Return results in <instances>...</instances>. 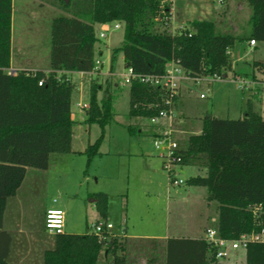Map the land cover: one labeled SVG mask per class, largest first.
<instances>
[{
	"label": "trees",
	"instance_id": "trees-1",
	"mask_svg": "<svg viewBox=\"0 0 264 264\" xmlns=\"http://www.w3.org/2000/svg\"><path fill=\"white\" fill-rule=\"evenodd\" d=\"M11 1L0 0V264H10L6 260L10 237L2 231L6 200L16 194L26 169L46 170L51 154L71 151L73 84L64 75L58 82L55 73H88L93 69L98 42L95 25H122V45L111 52L110 70L120 55L124 69L141 75H163L167 63L176 60L192 77L231 71L245 79L248 75L233 69L231 53L236 45L264 42V0H220L245 2L249 7V31L238 36L217 33L212 20L187 22L173 34L157 32V28L169 26L170 0H47L46 4L66 14L50 24L51 72L22 71L11 76L6 72L10 67ZM251 69L264 75L260 62H253ZM110 87L108 79L99 83L95 77L90 81L83 122L98 125L102 133L114 118ZM97 91L102 93L98 101ZM168 95L164 89L133 82L128 116H155ZM127 130L130 135L135 133L131 126ZM102 133L84 152L87 164L97 154ZM179 156L181 165L205 169V176L186 182L205 188L207 200L217 203L216 230L221 238L236 240L264 230V120L249 104L237 120L211 115L202 118L200 133L187 137ZM90 197L100 218L105 219L106 195ZM54 239V248L44 253L43 264H96L101 250L111 256L106 264H125L122 245L110 233L101 239L91 231L63 233ZM244 252L246 264H264V242L249 243ZM210 256L213 259L205 240L167 241V264H206Z\"/></svg>",
	"mask_w": 264,
	"mask_h": 264
},
{
	"label": "rangeland",
	"instance_id": "rangeland-1",
	"mask_svg": "<svg viewBox=\"0 0 264 264\" xmlns=\"http://www.w3.org/2000/svg\"><path fill=\"white\" fill-rule=\"evenodd\" d=\"M46 1H11L12 66H47L51 20L66 14L46 4ZM186 4L183 0H175L174 22L169 24L168 30L157 28L156 31L176 32L186 25V19L202 18H213L217 33L241 35L249 31L250 9L245 2L227 1L222 5L216 0H195L192 8L196 11L188 17ZM225 5H240V9L234 7L226 13ZM200 12L204 15H198ZM114 24H109L111 30L104 39L98 38L99 28L95 27L98 42L94 46V59L102 63V73L109 69L111 52L120 47L123 41L122 25L112 30ZM230 56L235 72L250 75L253 62H260L264 66V42L256 43V48L236 45ZM111 72L113 75L110 77L102 75L97 78L99 83L105 79L110 81L112 94L114 118L104 127L103 133L96 124H84L85 110L78 108V105L88 106L89 84L93 77L87 73L71 75V111L75 123L71 151L51 154L46 170L28 169L15 200L8 202L4 224L37 226L43 210L60 209L65 212L64 232L67 234L90 232L96 221L112 225L111 232L116 234L124 227L135 232L151 229L170 236L191 235L193 232L199 234L203 228L215 230L217 203L207 200L205 188L171 185L166 172L161 169L162 159L153 145V127L149 120L128 116L129 87L122 85L120 55L113 63ZM222 75L226 76L224 80L188 84L180 90V99L171 109L175 120L184 121L183 124L176 123L174 119L172 122L175 127L172 136L179 150L186 148L187 137L200 130L201 119L207 115L223 120H237L241 116L248 93L233 82L231 71ZM259 88L260 102L264 106V83ZM101 94V91L96 92L97 101ZM200 94H204L205 98H200ZM128 126L135 129L133 135L129 134ZM101 133L97 154L87 164L84 152ZM176 172V178L183 182L190 177H203L206 174L202 168L189 165H180ZM34 175L36 179H32ZM99 193L107 197L108 211L104 220L98 217L88 198ZM12 204L14 208H11ZM237 252L243 255L242 249ZM234 254L230 252L229 259Z\"/></svg>",
	"mask_w": 264,
	"mask_h": 264
},
{
	"label": "crops",
	"instance_id": "crops-1",
	"mask_svg": "<svg viewBox=\"0 0 264 264\" xmlns=\"http://www.w3.org/2000/svg\"><path fill=\"white\" fill-rule=\"evenodd\" d=\"M174 1L175 0H170L171 4V18H170V25L171 22H174L175 20V8H174ZM187 4L185 5L187 12V15H193V13L196 11L192 8V3H194L195 0H183ZM218 4H226L227 1L223 2L220 0H216ZM188 6V7H187ZM225 11L226 13H229L232 11L234 7L240 9V5H234V6H227L225 5ZM192 8V9H191ZM218 10V9H217ZM216 11V10H215ZM198 15H204L203 12L198 13ZM250 16V15H249ZM62 17V16H60ZM188 17V16H187ZM58 18V17H56ZM55 19V18H53ZM52 19V20H53ZM186 19V18H185ZM51 20V21H52ZM195 20V19H193ZM192 19H186V22L193 21ZM197 20V19H196ZM206 20L205 18H202V21ZM215 24V20L213 18H210ZM185 21V20H184ZM249 21V18H248ZM103 25V24H102ZM102 25H95L94 26V31L95 27H98L99 30ZM169 25V26H170ZM249 25V23H248ZM237 29H239L237 27ZM168 30V28H167ZM174 32L171 33H166V34H173ZM224 34H229V33H224ZM232 35V34H230ZM240 35V34H238ZM238 35H233V36H238ZM242 35V34H241ZM242 47H249V45L246 43ZM256 48V45L253 47ZM101 52H99V55ZM236 56L239 58V53L236 54ZM121 62H122V57H121ZM264 67V66H263ZM10 69H13L18 72L22 71H50L49 69V56H48V64L45 67H31V66H25L23 64H17L16 66L11 65V47H10ZM122 68H123V63H122ZM110 70V66L109 69ZM111 72V70H110ZM112 73V72H111ZM73 74H84V73H72ZM113 74V73H112ZM253 74V77L251 76ZM248 75L247 77V82L248 86L245 90H242L243 92L248 93V98L245 103V108L241 110V115L247 110V106L251 107L252 111L259 115L262 120H264V106L261 104V99H260V85L264 83V75L259 73V72H254ZM255 78V79H254ZM90 86V84H89ZM116 87V85H115ZM180 99V95L179 98ZM241 117V116H240ZM71 119L73 120L74 118L71 115ZM181 124H183V119L179 120ZM201 129V128H200ZM154 128L152 129V135H153ZM200 133V130L198 132H195L193 134H198ZM152 137V136H151ZM160 166L162 169V160L160 161ZM202 168V167H200ZM205 170L204 168H202ZM28 169H26V175L28 173ZM206 173V171H205ZM25 175V177H26ZM24 177V179H25ZM196 177V176H194ZM37 177L34 175V178L36 179ZM191 178V177H190ZM24 181V180H23ZM187 181V180H186ZM184 182L183 184H186V186H190L187 184V182ZM23 184V182H22ZM18 188L16 194L13 197H10L6 200L5 204V209L2 217V231L5 232L9 237H10V245H9V253L6 259H10L9 263L10 264H43V256L46 251L52 250L54 248V237L53 235L48 234L45 229H44V214L46 212V209L43 210L40 224L37 226H21V225H16L12 226L11 224H4V214L5 210L8 206L9 200H15L16 196L18 195L21 186ZM180 186V185H178ZM196 188L197 186H190ZM197 188H202V187H197ZM206 190V189H205ZM103 194V193H102ZM89 202L92 204L93 208L95 209V201L89 196ZM11 208H14V205L12 204ZM107 211H108V205H107ZM64 212V211H63ZM96 212V209H95ZM97 213V212H96ZM65 214V212H64ZM98 215V213H97ZM107 216V215H106ZM100 218V216L98 215ZM101 219V218H100ZM106 219V218H105ZM104 220V219H102ZM214 221V219H212ZM98 223V221L95 222V224ZM94 224V225H95ZM93 225V226H94ZM207 229L203 228L199 234H195L194 232L191 235H174L170 236L167 233L159 234L153 232L154 230L151 231V229H147L143 232H135L134 230H128L126 227L123 228V230H119V232L113 233L110 232L111 236L117 239L118 243L122 245V255L125 258V264H167V241L170 239H191V240H204L205 238V231ZM64 234H67L64 232ZM85 234V233H84ZM71 235V234H68ZM74 235H82V234H74ZM238 251V250H237ZM237 251L233 252L235 253L234 255L231 256V258L226 259V260H217V259H211V256L207 258L206 264H246L245 261V252L243 250V255L241 256ZM210 258V259H209ZM111 259L110 255H107V253L103 250L100 251L97 263L98 264H106L109 262ZM96 263V264H97Z\"/></svg>",
	"mask_w": 264,
	"mask_h": 264
},
{
	"label": "built area",
	"instance_id": "built-area-1",
	"mask_svg": "<svg viewBox=\"0 0 264 264\" xmlns=\"http://www.w3.org/2000/svg\"><path fill=\"white\" fill-rule=\"evenodd\" d=\"M120 24L115 23L112 30L119 29ZM111 30L109 24H103L99 30V39H104L106 34ZM249 47H254L256 43L252 40L249 42ZM8 75L15 76L18 71L8 68L6 70ZM35 71H31L34 73ZM45 74H49L51 71H44ZM56 80L61 81V76H65L66 81H70L72 75L71 72L57 71ZM90 76L97 77L105 76L110 77L113 74L108 70L102 73V63L95 60L93 69L88 72ZM233 82L241 89L245 90L248 86L246 79L239 76H233ZM122 85L130 86L133 82H137L149 88H161L169 93V95L162 101L160 108L155 116L150 117L148 120L154 128L152 140L155 149L159 152V156L162 159V170L166 172L168 181L173 186L182 185L184 182L178 180L176 169L181 165V158L176 141L173 139V131L175 130L172 125L174 119V112L171 110L175 107L176 98L179 97L180 90L185 85L198 84L201 82H212L215 80H224L225 75H213L192 77L178 64L176 60H171L167 63L165 72L163 75H141L136 74L132 69H124L121 74ZM41 85V81L38 82ZM200 98H205L204 94H200ZM86 110L88 106H80L78 108ZM175 120V119H174ZM176 123H180L179 120H175ZM55 202V201H54ZM257 210V208H256ZM65 214L60 209H47L44 216V229L50 235H60L64 233ZM113 226L105 223H96L91 232L98 238H102L104 233H110ZM205 242L209 246L210 255L217 260H226L229 258L230 252L237 250H244L249 243H261L264 242V230L258 234L241 235L236 240H226L219 236L217 230L207 229L205 231Z\"/></svg>",
	"mask_w": 264,
	"mask_h": 264
},
{
	"label": "water",
	"instance_id": "water-1",
	"mask_svg": "<svg viewBox=\"0 0 264 264\" xmlns=\"http://www.w3.org/2000/svg\"><path fill=\"white\" fill-rule=\"evenodd\" d=\"M66 3H67V1H66Z\"/></svg>",
	"mask_w": 264,
	"mask_h": 264
}]
</instances>
